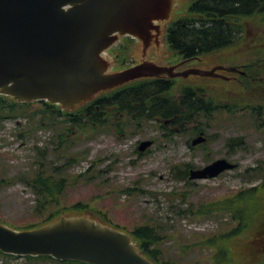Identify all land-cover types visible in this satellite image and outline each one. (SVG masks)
<instances>
[{
    "label": "rangeland",
    "instance_id": "374dc122",
    "mask_svg": "<svg viewBox=\"0 0 264 264\" xmlns=\"http://www.w3.org/2000/svg\"><path fill=\"white\" fill-rule=\"evenodd\" d=\"M185 4L175 11V19L188 11V0ZM242 23L244 32L236 45L190 63L205 69L264 58V14L244 18ZM139 55H144V47L136 42L129 57L140 60ZM177 58L180 56L167 46L163 49V64H170ZM189 66L191 64L185 62L181 68ZM122 68L120 65L116 70ZM243 80L187 81L217 85L220 91L212 86L206 91L218 92L222 105L241 107L264 103V93L254 88L249 90V85L245 84L248 81ZM31 103H35L33 108L38 106V102ZM17 111L20 113H5L0 120V180H3L0 184V221L14 228L38 226L46 221L48 211L42 213L39 210L37 193L25 181V177L41 164L40 154L44 153L46 165L60 167L64 170L60 173L65 175H59L68 178V185L58 196V204L71 206L82 201L89 205L85 211L65 213L58 220L67 218V215L98 216L126 231L140 224L159 225L161 231L169 234L164 241L169 253L184 264H209L213 251L200 241L230 230L235 221L231 222L227 213L199 217L183 209L189 203L200 205L238 194L242 188L260 184L264 175V126L259 127L264 121V113L256 120L250 110L237 113L222 108L215 111L214 116L202 118L208 142L193 148L189 141L197 133L191 123L187 129L184 127L186 131L166 136L172 126H165L161 119L141 117L130 122L131 116L127 112L113 113L108 123L67 134L62 117L49 118L42 112L34 114L30 108ZM127 121L129 125L120 130ZM66 136L69 141L64 144L62 140ZM235 137H242L244 144L230 148L227 140ZM148 139L154 143L140 151V143ZM68 155H74L77 160L67 164ZM218 158H228L237 166L214 178L193 180L182 177L181 171L187 168V164L189 170L198 169ZM260 201H263L264 220L263 196ZM53 208L51 205L50 210ZM245 235L228 238L232 264H256L264 260L263 256L253 261L245 252ZM184 245H187L185 249ZM0 264L73 263L1 256Z\"/></svg>",
    "mask_w": 264,
    "mask_h": 264
},
{
    "label": "water",
    "instance_id": "95a60500",
    "mask_svg": "<svg viewBox=\"0 0 264 264\" xmlns=\"http://www.w3.org/2000/svg\"><path fill=\"white\" fill-rule=\"evenodd\" d=\"M171 6V0H0V90L21 100L49 99L75 109L101 89L160 75L166 68L153 63L106 74L99 52L109 46L117 31L146 34L152 19L167 17ZM176 6L172 19L175 11L186 6L185 0H177ZM163 31V25L153 31L144 55H139L141 60L153 58L163 64ZM215 70L196 68L177 75L211 76L217 75ZM201 76L189 79L223 80ZM206 140L202 132L192 144ZM151 144L145 140L139 148L144 151ZM234 167L228 159L218 158L203 168L191 169L190 178H213ZM109 223L98 216L76 215L32 230L0 223V249L90 264H155L138 251L128 233Z\"/></svg>",
    "mask_w": 264,
    "mask_h": 264
},
{
    "label": "trees",
    "instance_id": "16d2710c",
    "mask_svg": "<svg viewBox=\"0 0 264 264\" xmlns=\"http://www.w3.org/2000/svg\"><path fill=\"white\" fill-rule=\"evenodd\" d=\"M262 13L264 14V0L195 2L188 13L174 21L168 28L166 40L172 50L186 58L212 53L236 45L244 32L242 19ZM247 69L252 77L259 79L258 73L264 77V58L253 59L248 62ZM244 79L248 81L245 84L249 85V90L254 88L255 91L264 93V89H262L264 82L259 80L255 82L249 78ZM209 86L217 87L219 90V87L213 84L185 83L164 78L143 79L133 82L125 88L105 92L90 104L80 106L73 111L43 100L39 101L38 106L33 108L35 103H20L9 96L0 94V120L5 113H20L17 111L19 108H30L34 110V114L42 112L46 113L49 118L62 117L65 133L70 134L79 130L84 131L88 126L95 128L105 122L108 123L113 113L125 114L127 112L131 116L130 122L134 119L139 120L141 117L161 119L164 124L170 122L172 128L171 132L165 133L167 136L186 131L190 123L195 125V132L205 131L202 118L214 116L215 111L222 109L218 92L206 91ZM248 110L255 116L256 120L260 119L261 113H264V103L235 106L231 112L240 113ZM128 125L129 122H124V125L121 126L122 130L124 126ZM262 125L264 126V121L259 124V127ZM184 127H186L185 130ZM67 141L69 138L66 136L62 142L65 144ZM242 144H244L242 137L227 140V145L230 148L242 146ZM40 156L42 162H39L41 164L34 168L32 174L25 177V181L32 185L37 193L39 210L42 213L48 211V214L46 221L41 225L29 226L27 229L53 222L65 213L74 214L89 209V205L82 201L71 206L58 204V196L63 192V187L68 185V178L62 176L65 174L60 173V171H64L60 167L46 165L44 153ZM66 158L67 164L77 160L74 155H68ZM186 166L187 168L181 171L184 178L189 175L190 165L187 164ZM1 183L3 180H0ZM261 196L264 197V175L260 184L242 188L238 194L227 196L220 201L201 203L200 205L189 203L188 207L183 209L184 212L199 217L202 214L212 216L227 213L231 222L235 221V225L230 230L200 241L201 244L208 245L213 251L209 264H232L233 258L231 257L233 256L228 238L243 234H246L244 250L251 255L253 261H258L264 256V220H262L261 205L263 201H260ZM51 205L54 208L50 210ZM103 215L105 217L104 213ZM129 232L140 251L157 264H184L181 259L169 253V249L164 243L169 234L166 231H161L159 225L140 224ZM186 247L187 245H184L183 249ZM1 256L11 257L12 255L5 254L0 250ZM26 259L29 261L40 259L56 261L50 255H28ZM256 264H264V260Z\"/></svg>",
    "mask_w": 264,
    "mask_h": 264
},
{
    "label": "flooded vegetation",
    "instance_id": "af4514ba",
    "mask_svg": "<svg viewBox=\"0 0 264 264\" xmlns=\"http://www.w3.org/2000/svg\"><path fill=\"white\" fill-rule=\"evenodd\" d=\"M191 2H196V3H205V2H208V0H191ZM135 62L137 63V59H135ZM221 65V64H220ZM242 65V64H241ZM227 66V65H226ZM245 66L244 65H242V67H240L241 68V70H243L244 71V74H242V73H240V72H235L237 75H233V76H229L232 80H236V81H241V78H239V75H245L246 77L247 76H250V73H248L247 72V70H245V68H244ZM183 68H181V67H178V68H176V70L175 71H178V70H182ZM221 72H227V70H220ZM174 72V71H173ZM222 75H224V74H222ZM165 76V75H164ZM225 77H226V75H224ZM223 76V77H224ZM253 78H255V77H253Z\"/></svg>",
    "mask_w": 264,
    "mask_h": 264
}]
</instances>
